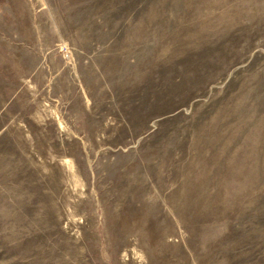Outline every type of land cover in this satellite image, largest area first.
I'll return each instance as SVG.
<instances>
[{
  "label": "rangeland",
  "instance_id": "rangeland-1",
  "mask_svg": "<svg viewBox=\"0 0 264 264\" xmlns=\"http://www.w3.org/2000/svg\"><path fill=\"white\" fill-rule=\"evenodd\" d=\"M0 264H264V0H0Z\"/></svg>",
  "mask_w": 264,
  "mask_h": 264
}]
</instances>
